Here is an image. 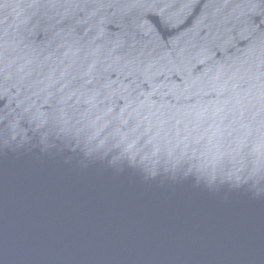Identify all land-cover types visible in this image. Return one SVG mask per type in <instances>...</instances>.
Here are the masks:
<instances>
[{
	"label": "water",
	"instance_id": "1",
	"mask_svg": "<svg viewBox=\"0 0 264 264\" xmlns=\"http://www.w3.org/2000/svg\"><path fill=\"white\" fill-rule=\"evenodd\" d=\"M0 264H264V0H0Z\"/></svg>",
	"mask_w": 264,
	"mask_h": 264
}]
</instances>
